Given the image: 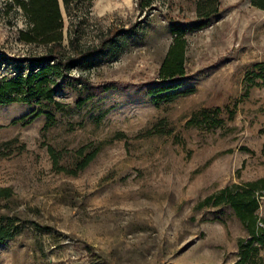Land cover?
<instances>
[{
    "label": "rangeland",
    "instance_id": "rangeland-1",
    "mask_svg": "<svg viewBox=\"0 0 264 264\" xmlns=\"http://www.w3.org/2000/svg\"><path fill=\"white\" fill-rule=\"evenodd\" d=\"M139 1L62 3L61 53L83 55L54 77L61 106L0 104V187L12 190L0 214L17 229L0 242V264L241 258L249 233L230 206L203 201L264 178V9L217 0L204 19L196 0ZM176 26L185 75L161 78ZM27 27L21 8L0 0V78L28 74L52 46L20 40ZM256 196L264 229V189ZM258 238L244 264H264Z\"/></svg>",
    "mask_w": 264,
    "mask_h": 264
},
{
    "label": "trees",
    "instance_id": "trees-1",
    "mask_svg": "<svg viewBox=\"0 0 264 264\" xmlns=\"http://www.w3.org/2000/svg\"><path fill=\"white\" fill-rule=\"evenodd\" d=\"M78 0H62L64 6H68ZM90 1V0H87ZM198 17L207 19L219 12L217 0H196ZM257 8L264 9V0H251ZM153 0H140V7L150 6ZM18 5L27 19L28 27L21 31L19 38L26 43L41 42L46 45L52 44L48 51L42 56L26 75L16 77L0 78V104L11 103L41 104L43 101L60 107V103L54 98L55 79L69 73L75 66L83 52L75 50L73 55L65 58L62 55V16L59 0H8V5ZM175 37L169 50L160 66L159 75L161 78H177L185 75V40L179 26L174 28ZM115 34V32L113 33ZM112 34V35H113ZM56 59L57 63L50 64L49 61ZM168 87L156 89L164 91ZM43 114L41 110L33 112L27 120L24 118L14 120L13 123L22 121L29 124L36 117ZM47 117L46 126L53 122L51 113H44ZM82 152V149L80 150ZM50 154L57 162L55 153L50 149ZM94 152L84 156L77 169H83L93 158ZM75 173V171H70ZM264 189V178L248 181L241 184H233L222 188L219 192L208 196L203 201L206 205H228L235 212L245 229L250 235L246 244L239 243L241 258L235 264H244L249 247L259 235L264 236V229L258 224V216L255 210L258 206L256 192ZM12 195L10 187H0V198L7 199ZM17 229L11 222L5 221L0 214V242L11 238ZM262 242L264 240L262 239Z\"/></svg>",
    "mask_w": 264,
    "mask_h": 264
},
{
    "label": "water",
    "instance_id": "water-1",
    "mask_svg": "<svg viewBox=\"0 0 264 264\" xmlns=\"http://www.w3.org/2000/svg\"><path fill=\"white\" fill-rule=\"evenodd\" d=\"M59 5H60V6L62 5V0H59Z\"/></svg>",
    "mask_w": 264,
    "mask_h": 264
}]
</instances>
